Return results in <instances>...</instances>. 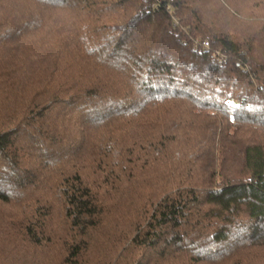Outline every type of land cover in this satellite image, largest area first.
<instances>
[{"label": "trees", "instance_id": "trees-1", "mask_svg": "<svg viewBox=\"0 0 264 264\" xmlns=\"http://www.w3.org/2000/svg\"><path fill=\"white\" fill-rule=\"evenodd\" d=\"M214 1L248 31L206 26L193 0H0V246L16 231L63 238L37 264H264V0ZM131 187V238L93 239L107 192Z\"/></svg>", "mask_w": 264, "mask_h": 264}, {"label": "rangeland", "instance_id": "rangeland-1", "mask_svg": "<svg viewBox=\"0 0 264 264\" xmlns=\"http://www.w3.org/2000/svg\"><path fill=\"white\" fill-rule=\"evenodd\" d=\"M194 1H195V3L199 4L197 9L200 13H203L204 16L202 15V17L205 18L206 26H211V24H214V21L218 20L217 22L219 23V25L222 24V27L224 29L226 28L227 30H229V29H231V27L234 28L237 31L238 36H241L246 31H248V25H243V29H242L240 27L241 25H239V21L234 18L237 15H235L233 13V11L235 12V10H233V8H231V4H232L231 1L232 0H228V2H226V6H228V8L230 7L232 10L231 11H221L220 13L217 12V9H218L217 6H219V5L214 0H193V2ZM251 2H255V0H251ZM192 6H193V4H192ZM263 6H264V2H263L262 7ZM227 14H232V16L227 15ZM174 18L176 19V16ZM241 38H244V37H241ZM196 40L199 41L200 38H197ZM245 40H247V37L245 38ZM205 130H206V128H200V130H199V128H195V130H192L189 133L191 136L194 137L197 134L204 135ZM83 134H84V138H86L87 136H93L94 135L93 132L88 131V130L86 132H83ZM74 143L75 144L73 145V150L78 151V152H83L85 147H82L80 144H77L75 141H74ZM82 148H84V149L82 150ZM86 148H88V146H86ZM181 154H182V158L180 159V161H182V162L179 163V162H177V156H180ZM194 158L195 157L191 153H188L185 150H183V152L175 153V156L173 157L175 165L182 167L181 169H185L187 167L189 168V166H191L190 169L194 170L192 177L194 179H196V178L200 177L201 170L197 169V167L194 163ZM98 159H99V157H98ZM230 166L231 165H229V167ZM199 169H201V167ZM132 172L133 171H129V174H132ZM133 174H134L133 178L127 177L130 183L139 184V180L141 179V180L148 181L147 183L150 182L151 187H156V188L159 187V189H161V187L163 185H165L166 183L171 188L180 183V179L178 181L171 180L170 177L167 178V176H165L167 181H166V179L164 180V178H163V180H160L163 177V172H159V170H157V169L155 171L152 169L151 171H149V173L142 171V169L139 171L135 169ZM165 181H166V183H164ZM188 182H190V181H186V186L188 185ZM168 189H170V188H168ZM168 189H166V190H168ZM154 190L148 189L147 192L153 193ZM130 191L134 192V191H136V188L131 187L129 189L125 188L123 190H118V191H114V192H107V194H109L111 196V198H113L112 201L110 199L107 201V203L110 205L114 204V206L108 207L109 208L108 212L113 213V214L108 217L109 224L105 223V226L102 225V226H98L96 228V231L93 234V239L94 238L98 239V238H100L101 235H104L103 240L105 239V237H106L105 240L109 239L110 237L111 238L115 237L116 241L118 239H120V237H122L121 240H126V239L128 240V238H131L130 221L128 219L126 222V219L124 220V218H129V215L141 212V205H143V203L141 202V200L138 197H136V195L134 193H132ZM95 193H97V192H95ZM109 195H106V197H109ZM100 217H101V215H100ZM65 223H66V221H65ZM67 225H68L67 228H65V230H67V233H69L70 231H76V229H73V227L69 223ZM15 229H18V227L17 228L15 227ZM14 232L16 234L14 237H12L10 239L5 238L8 240L3 239V242L0 246V252H3L2 254L0 253V264H37L36 260L42 259L41 256L44 255V253H45L43 251L44 248H47V249L50 248L49 249V252H50L49 255L53 259V261L57 257H59V255L61 254V252H60L61 244L59 242L63 241V240H61L63 238H60L59 241H58V239H50L49 238V240H48L46 238L43 240V242L41 244H39V243L34 244V243H31L29 240L22 238V236L18 235V233L16 231H14ZM74 234L70 232V234H67V235H68V237L71 238L74 236ZM77 235H81L80 231L77 233ZM124 235L126 237H124ZM0 238H1V235H0ZM103 240H102V243H104V241H105V240L104 241ZM51 244H52V246H51ZM111 245H113V244L111 243ZM111 245L109 244L110 250L107 254H105V256L112 254L113 250H111ZM84 261L86 262V257L84 258ZM108 263L113 264L112 262L110 263L107 261L106 264H108ZM86 264H88V263L86 262Z\"/></svg>", "mask_w": 264, "mask_h": 264}, {"label": "built area", "instance_id": "built-area-1", "mask_svg": "<svg viewBox=\"0 0 264 264\" xmlns=\"http://www.w3.org/2000/svg\"><path fill=\"white\" fill-rule=\"evenodd\" d=\"M202 45L208 47V46H209V42H208L207 40H204V41L202 42Z\"/></svg>", "mask_w": 264, "mask_h": 264}]
</instances>
